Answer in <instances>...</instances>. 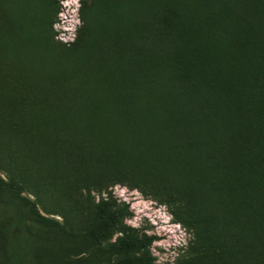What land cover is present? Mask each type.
Instances as JSON below:
<instances>
[{
	"label": "rangeland",
	"instance_id": "obj_1",
	"mask_svg": "<svg viewBox=\"0 0 264 264\" xmlns=\"http://www.w3.org/2000/svg\"><path fill=\"white\" fill-rule=\"evenodd\" d=\"M216 1L0 0V264H133L129 236L155 264H264V220L233 201L261 189L242 200L231 172L263 183L264 139L226 148L264 130V37L242 0L225 20ZM246 38L241 113L218 77ZM105 204L129 207L126 229L96 235Z\"/></svg>",
	"mask_w": 264,
	"mask_h": 264
},
{
	"label": "trees",
	"instance_id": "obj_2",
	"mask_svg": "<svg viewBox=\"0 0 264 264\" xmlns=\"http://www.w3.org/2000/svg\"><path fill=\"white\" fill-rule=\"evenodd\" d=\"M244 2L243 7H242V12H246L247 16L245 17L252 25H255L258 29H259V33H261L260 36L264 37V0H259L258 5L255 4V0H242ZM226 3V4H225ZM240 3L241 0H230V1H216V5L213 9V12H216L218 17H221L225 20L224 16L225 14H227V11L225 10V5L228 6V8H231L230 10H232L233 8H240ZM167 27V25H166ZM169 28V27H167ZM233 26L231 27V34L234 33L233 32ZM227 32L228 27H226L225 24V28L223 29ZM225 35L220 34L219 38L216 39V41L223 43L224 39H225ZM262 38V37H261ZM250 38H246L245 43H243V45H240V50H246L243 53H238V55L236 56V58L233 60L232 64H230V68L229 70L224 73L222 76L218 77V82L220 83V86L222 88V91L227 95V98H232V103H229V105L234 106V108L236 110H239L241 113L245 112L247 109H249V107L253 108V104L251 103H247L246 101L243 100L244 95V91H243V87H241V85L244 83V80L247 79V81L249 80V73H248V69H247V63L249 62V49L247 50V45L246 43ZM215 41V38H214ZM240 42V41H239ZM255 43V41H254ZM250 44V43H249ZM260 49L258 50L257 48H255L256 54L253 58H255L258 61H262L264 62V44L260 45V44H256ZM255 46V44H254ZM262 46V47H261ZM256 47V46H255ZM187 54V56H186ZM189 55L188 52H185V57L179 60V63L181 62L182 64L185 63V59H189ZM185 61V62H184ZM182 68V67H181ZM183 69V68H182ZM181 74L183 73L182 71L180 72ZM245 110V111H244ZM242 129H240V133H238L237 135L233 136V138L231 139V141L228 142L226 148L228 149V154H227V158H230L232 156L235 157V155H233V151L231 150V148L233 146L238 145V141H239V137L240 135H247L248 133L254 131V132H260L262 134H264V130H260L259 127L252 125L249 123L248 125V131L246 132H241ZM263 131V132H261ZM257 144L256 145H251L250 146V150H254V152H252L250 154V156L248 157V159H250V161H254L256 163V165L261 166L262 167V159L264 157V153L261 151H258L257 149ZM238 149L243 150L245 149V146H238ZM237 157V156H236ZM239 159V157L237 158V160ZM236 161V160H235ZM235 165L238 166V168L231 167V172H232V176L233 179L235 181V183H233L232 187L233 189L236 191V193H238V185L236 184L237 181H240L243 184V192H241V196L243 199L242 200H246L248 197L250 198L249 195V191H253V190H258L261 189V191L259 192H254L252 196V201L253 203L247 204V203H241L238 202L236 200V198L234 197V205H236V207L238 208L240 213H244V214H249L251 216H253L254 218H256L258 221L259 220H264V182H260L259 178L257 177L256 173L253 171L251 165L245 166V165H241L239 166V163H236ZM235 169L236 171L238 170L240 172V178H237L235 175ZM246 170L248 172L251 173L252 175V182L248 181V179H246ZM253 178L255 180H253ZM246 179V180H245ZM260 185H263L262 187H259ZM4 184L3 182H1L0 180V198L1 199H5V193H4ZM238 197H239V193H238ZM132 216V212L130 211L129 207H124V208H119L117 205L113 204L111 206H108L107 204L103 205L100 208V218L103 221L104 225H103V230L101 233H96V235L100 234L102 236H106V229H110L113 227H118L121 229H126V225H125V221L126 219L130 218ZM153 243V239L152 238H139V237H134V236H129L127 241H122L120 243V247L121 249H123L126 252H134L137 250H143L145 252V257L138 259L137 261H135L133 264H155V259L152 256V254L150 253V246ZM245 254H249V255H253L250 251V249H248V247H244ZM255 253L258 255H261L262 252L261 251H255ZM256 255V256H257ZM254 259V258H253Z\"/></svg>",
	"mask_w": 264,
	"mask_h": 264
},
{
	"label": "bare ground",
	"instance_id": "obj_3",
	"mask_svg": "<svg viewBox=\"0 0 264 264\" xmlns=\"http://www.w3.org/2000/svg\"><path fill=\"white\" fill-rule=\"evenodd\" d=\"M7 104H9V103H7ZM12 105H13V103H12ZM19 108V107H18ZM258 109V108H257ZM261 110V109H260ZM21 111V110H20ZM258 111V110H257ZM19 112V111H18ZM23 112V111H22ZM21 112H19V114H20ZM258 114V113H257ZM264 115V114H263ZM20 116H21V114H20ZM30 116H32V115H30ZM33 116H36V115H33ZM37 116H39V114L37 115ZM40 117V116H39ZM22 118V117H21ZM25 118V117H24ZM24 118L22 119V120H24ZM27 118V117H26ZM30 118V117H29ZM29 118H28V120H29ZM31 118H33V117H31ZM36 118V117H35ZM34 118V119H35ZM20 119V118H19ZM45 118H43V121H45L44 120ZM33 121V120H32ZM261 121H263V120H261ZM21 122V121H20ZM23 122V121H22ZM28 122V121H27ZM38 122V121H37ZM46 122V121H45ZM34 123H35V121H34ZM40 123V122H39ZM44 123V122H43ZM24 124H26V123H24ZM36 124V123H35ZM38 124V123H37ZM46 124V123H45ZM23 125V124H22ZM26 126H29V125H26ZM30 126H32L31 125V123H30ZM263 126V125H262ZM36 127V126H35ZM38 128V127H37ZM37 128H35L36 130H37ZM41 128V127H40ZM44 129V128H43ZM260 130H261V128H260ZM37 132V131H36ZM45 132V131H44ZM261 132H263V131H261ZM34 133H32V135H33ZM36 135V134H35ZM261 135V137L264 139V134H260ZM38 136V135H37ZM40 136V135H39ZM44 136V135H43ZM45 137H46V135H45ZM48 137V136H47ZM46 140V139H45ZM52 140V139H51ZM54 141V140H53ZM51 145H52V143H51ZM46 146H48V145H46ZM39 148H41L40 146H39ZM44 149V148H43Z\"/></svg>",
	"mask_w": 264,
	"mask_h": 264
}]
</instances>
